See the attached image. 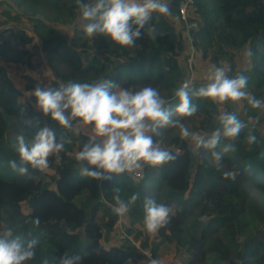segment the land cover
Wrapping results in <instances>:
<instances>
[{"label": "trees", "instance_id": "16d2710c", "mask_svg": "<svg viewBox=\"0 0 264 264\" xmlns=\"http://www.w3.org/2000/svg\"><path fill=\"white\" fill-rule=\"evenodd\" d=\"M180 1L155 3L141 26L123 0H0V33L12 27L0 34V264H144L164 244L171 264H264V8L194 0L190 68ZM245 46L240 111L203 81L182 89L198 64ZM108 132L123 136L113 169ZM128 159L142 179L127 176Z\"/></svg>", "mask_w": 264, "mask_h": 264}, {"label": "rangeland", "instance_id": "374dc122", "mask_svg": "<svg viewBox=\"0 0 264 264\" xmlns=\"http://www.w3.org/2000/svg\"><path fill=\"white\" fill-rule=\"evenodd\" d=\"M126 0H123V4ZM129 2H134V1H138L139 3L143 2V0H127ZM156 2L158 1V6H162L164 4H166L167 2H169L170 0H155ZM135 11H137V9H135ZM143 9H140L139 11H137V13L133 12V11H129V13L133 16V18H135L137 20V15L140 14V12H142ZM128 12V11H127ZM146 13V12H145ZM137 14V15H136ZM145 15V14H144ZM191 23V22H189ZM185 26V25H184ZM196 27V26H195ZM193 27V28H195ZM191 29H186L184 27V29L180 31V37H181V57L187 58L188 57V64L187 67L190 66L191 68V63L192 61H195L196 58H199L201 51L198 50L191 41V36L189 35V31ZM260 50H264V38L261 42L260 45ZM32 52H36L39 51V48L37 47V45L35 47H33L31 49ZM212 53V51H210V54ZM185 61V60H184ZM184 61L181 63L182 65V69L186 70V66ZM217 64L214 63H210L209 61H207L206 65H200L198 64L197 67L195 69H193L192 74H193V81L195 80H200L203 81L206 85L211 87V90L214 94V98L217 101H221L223 100L224 96H228L230 98V100L235 103V107L237 110H241V105L244 101L248 100L249 98V94L247 92L244 91L243 88L239 87L238 84L234 81V76H233V72L237 71V70H241L244 69L246 67H249L251 65V60H250V56H249V49L247 46H245L244 48L240 49V50H236V51H231L230 52V56H221L218 57L217 59ZM54 65L57 67V69H61V70H66L68 71L67 67H65L64 65L61 64H55ZM60 89V95H61V99L64 101V104L62 106V108H59L60 113L62 115L63 120H65V123H68L67 117L70 116L71 114V110H73V107H70V103L68 101H65L67 98L71 99V94L70 92H65V90H67L66 85H60L59 86ZM77 106H80V104H78ZM95 108H96V99L94 97V95H91L90 97V103L87 106V110L90 113L95 112ZM221 108V106H220ZM260 108L261 111H264V97L262 99V101L260 102ZM143 121V120H142ZM102 122V120L100 121V123ZM78 126V123L76 124L75 127ZM261 133H264V128L261 129ZM107 139H111L112 136L110 135V133L108 132V134L106 135ZM162 145H164V141L160 142ZM57 165V162L54 161V166ZM252 190V189H250ZM251 195L253 197L256 196V193L252 191H250ZM219 199L218 195H214L212 196L210 199H208L206 201V208L209 212H211V210L213 209V203L217 202V200ZM173 249V245L172 244H164L159 248L158 251V259L153 260L151 258V255L149 253V251L145 252V256H146V260L144 261V264H171V262L168 259V252L171 251ZM39 256L44 260V261H48L54 253V250L51 246H49L48 244H41L39 247L36 248ZM32 251L31 249H28L27 252ZM183 257H181L180 255L177 256V259H181Z\"/></svg>", "mask_w": 264, "mask_h": 264}, {"label": "built area", "instance_id": "2783aa9c", "mask_svg": "<svg viewBox=\"0 0 264 264\" xmlns=\"http://www.w3.org/2000/svg\"><path fill=\"white\" fill-rule=\"evenodd\" d=\"M145 3V8L147 9L148 14H150V9L153 7V5L158 3V1H153V0H143ZM261 5L264 8V0H260ZM126 2V1H125ZM122 3V7L125 11H130L126 4ZM194 0H181L178 6V13L180 18L184 21V25L186 29H192L193 27L196 26L195 22L188 23L187 22V16H188V9L193 5ZM158 5V4H157ZM160 6V5H159ZM147 14V16H148ZM147 18V17H146ZM137 22H140L137 20ZM12 30L11 26H5L1 30V35L3 36L4 39L8 38L10 36V32ZM193 80V74L192 71H190V76L187 81L182 83V89H186L190 83ZM123 139L122 135H115L110 142H108V163L107 166L113 169L116 164H117V149L119 144L121 143ZM122 168H126V174L129 178L133 180H140L144 176V170L140 164L135 162L132 159H128L124 164L122 165Z\"/></svg>", "mask_w": 264, "mask_h": 264}, {"label": "bare ground", "instance_id": "6f19581e", "mask_svg": "<svg viewBox=\"0 0 264 264\" xmlns=\"http://www.w3.org/2000/svg\"><path fill=\"white\" fill-rule=\"evenodd\" d=\"M131 3H133V4H135V5H137V6H139L140 7V9H143V11L142 12H140V14L139 15H137V20H139L140 22L142 21H144L145 19H146V17H147V14H148V12H147V9L145 8V3L146 2H141V3H139L138 1H134V2H131ZM139 11V10H138ZM135 13H137V11H134ZM146 12V13H145ZM145 14V15H144Z\"/></svg>", "mask_w": 264, "mask_h": 264}, {"label": "water", "instance_id": "95a60500", "mask_svg": "<svg viewBox=\"0 0 264 264\" xmlns=\"http://www.w3.org/2000/svg\"><path fill=\"white\" fill-rule=\"evenodd\" d=\"M149 17H150V14H148L147 18L143 22L142 21L138 22V24L141 25V26H144L145 24L148 23Z\"/></svg>", "mask_w": 264, "mask_h": 264}]
</instances>
